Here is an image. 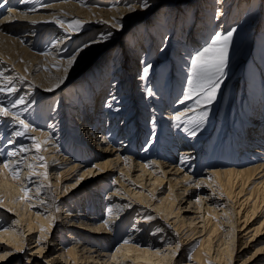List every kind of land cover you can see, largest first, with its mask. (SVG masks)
<instances>
[{
	"label": "bare ground",
	"instance_id": "obj_1",
	"mask_svg": "<svg viewBox=\"0 0 264 264\" xmlns=\"http://www.w3.org/2000/svg\"><path fill=\"white\" fill-rule=\"evenodd\" d=\"M128 2L0 0V107L35 129L0 117V264H264V0ZM232 28L193 111L191 58Z\"/></svg>",
	"mask_w": 264,
	"mask_h": 264
},
{
	"label": "snow or ice",
	"instance_id": "obj_2",
	"mask_svg": "<svg viewBox=\"0 0 264 264\" xmlns=\"http://www.w3.org/2000/svg\"><path fill=\"white\" fill-rule=\"evenodd\" d=\"M27 3V0H24ZM135 4H139L142 10H147L150 6V0H129L126 4L128 10L135 11ZM51 5L42 4L41 7H50ZM36 9L33 8L30 11H35ZM55 23H58L61 27L64 26L66 23L63 20H56ZM32 23H36L33 21ZM106 23V22H105ZM82 22L79 20H74L73 22L69 23L68 27L71 31H79L81 29ZM114 28H123L122 19L116 20L115 23L112 24ZM236 29L232 28L229 29L226 33L215 35L209 42L203 46V48L196 52V54L191 58V78L188 80V89L183 94V99L180 101L184 103L187 100H194L195 107L191 110H195L199 107H207L210 106L216 96L217 92L223 83V79L226 75V69L228 66V53L232 44V37L235 33ZM112 33L109 31L97 38H93L91 41H86L82 45L78 46L74 49L66 58V67L63 68V72L65 73V77L58 80L56 87H59L61 83L64 82V79L67 78V73L73 67L74 63L77 60V57L83 52L85 49L89 48L92 44L100 43L103 41L108 40L111 37ZM70 38V37H69ZM48 55V53H44ZM151 69V65L147 64L143 68V75L142 78L146 77ZM47 91H52L53 89H46ZM149 95H151V90H147ZM0 92H6L7 94H13L16 92L14 87H0ZM25 101L23 98H20L18 101H13L11 107H15L16 104H24ZM185 113H180L179 115L173 117L176 121V126L179 127L181 124H184L185 121L182 117ZM12 116L14 121H18V124L22 126V131H17L15 135L17 136H24L29 131H34L30 124L26 123L25 120L19 118V114L12 113L9 108L7 107H0V117H8ZM207 116V112H202L198 120H191L188 123L194 125L195 129L199 128L200 122H202ZM189 135L195 136L196 131L185 127L184 129ZM35 147L37 151L40 150L39 142H35ZM27 149H22V151ZM38 159L43 160V157H38ZM8 167V165H5ZM31 167V165L29 166ZM44 167H47L45 164ZM14 177L16 173L14 172ZM45 178H47V174H45ZM2 203V202H0ZM111 212V209H109ZM148 220L153 219L151 216L147 217ZM107 223V221H105ZM128 243V241H125Z\"/></svg>",
	"mask_w": 264,
	"mask_h": 264
},
{
	"label": "rangeland",
	"instance_id": "obj_3",
	"mask_svg": "<svg viewBox=\"0 0 264 264\" xmlns=\"http://www.w3.org/2000/svg\"><path fill=\"white\" fill-rule=\"evenodd\" d=\"M45 2L46 3H50L51 2V0H45ZM191 8H193V6L191 7ZM214 17V16H213ZM136 24H138V23H136ZM133 25H135V23L134 24H132V25H130V26H133ZM139 26V25H138ZM126 32H128V30L126 31ZM123 35H124V33H123ZM43 38H46L45 37V35H43ZM36 44H39L40 45V43L39 42H36ZM104 56H106V51H103V52H101L100 53V55H98V57H96V61L95 62H97V61H99V60H104ZM143 58V56L141 55L140 56V58H139V60H141ZM98 66V65H97ZM96 66V67H97ZM90 72V71H89ZM89 72H87L85 75H89L90 73ZM229 96V94L227 95V97ZM165 188H168V185H165ZM248 255H250V253H247V256ZM237 261V260H236ZM235 261V264H237V262Z\"/></svg>",
	"mask_w": 264,
	"mask_h": 264
}]
</instances>
